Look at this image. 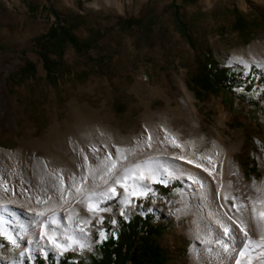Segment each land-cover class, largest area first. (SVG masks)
I'll return each instance as SVG.
<instances>
[{
    "label": "rangeland",
    "instance_id": "1",
    "mask_svg": "<svg viewBox=\"0 0 264 264\" xmlns=\"http://www.w3.org/2000/svg\"><path fill=\"white\" fill-rule=\"evenodd\" d=\"M238 18L244 20V29L238 28ZM72 20L83 22L74 31L80 42L100 35L97 46L80 53L69 45L59 59L60 71L49 77L34 40L51 26ZM180 22L186 26L190 41L182 35ZM260 44H264V0H0V148H23L22 155L29 158L48 154L54 163L60 164L58 149L98 122L113 133L119 132L123 138L116 137L121 141L115 145L125 147L139 137L146 112L177 105L182 95L177 77L184 75L188 89L196 97L199 124L191 129L175 119L167 125L169 132L180 134L179 139L192 144L200 154L210 150L215 141L224 151L244 139L235 159L249 181H259L264 178V117L258 115V123L249 115L250 103L264 106V56L247 53L246 49ZM206 54L232 72L249 76L251 92L245 89L249 82L240 81L235 88L245 99H237L231 106L211 92L198 95L193 82L196 56ZM236 58L250 62V67ZM27 63L35 64L36 72L23 77L21 70ZM143 76L161 93L152 96L147 89L133 90ZM211 101L222 103L229 113L228 120L219 119ZM86 141L98 142L91 135ZM115 149L108 147L105 153L113 157L118 152ZM251 161L258 168L256 174L246 167ZM90 162L88 171L95 160ZM134 165L116 171L109 184L83 192L68 207L39 215L36 225L40 226L41 236L45 234L47 238L61 232L64 238L60 246L72 245L74 240L68 230L62 232L56 222L71 218L83 225L86 219L82 216L94 211L89 204L105 196L111 184L123 182ZM70 172L41 187L39 197H51L67 187L71 176L82 174L81 170ZM17 176L18 170H5L0 174V187L15 186L19 182ZM160 185L170 187L169 192L164 193ZM183 186V180L170 184L158 181L150 185L153 190L140 196L133 208L116 202L114 211L100 225L94 223L98 230L91 248L76 246L63 252L54 249L46 255L38 253L24 259L20 247L0 231V264H33L44 256L49 259L50 255L56 261L69 255L72 261L87 264L90 255L99 253L98 247L104 240L117 236L119 219L129 220L136 214H154L158 222L167 224L169 228L160 243L175 254L170 264H188L191 240L180 231L184 219L177 215L180 208L172 204L179 200ZM50 217H55V221ZM250 240L257 248V238Z\"/></svg>",
    "mask_w": 264,
    "mask_h": 264
},
{
    "label": "bare ground",
    "instance_id": "2",
    "mask_svg": "<svg viewBox=\"0 0 264 264\" xmlns=\"http://www.w3.org/2000/svg\"><path fill=\"white\" fill-rule=\"evenodd\" d=\"M241 52L238 51L239 54ZM246 52H257L264 56V44L251 46ZM235 60L250 67L248 61ZM177 83L182 89L177 105L174 108L169 106L164 111L146 112L139 137L132 139L125 147L115 145L116 141H121L116 140V137H122L119 132L113 133L98 122L81 131L79 137L70 138L58 149L60 164L54 163L48 154L29 158L27 154L22 155L23 148H0V174L5 170L19 171V182L15 186L7 188L8 191L0 187V207L5 209L0 211V231L20 247L24 259L34 258L38 253L46 255L54 249L63 252L76 246L91 248L98 230L94 223L100 225L114 211L116 202L133 208L140 196L153 190L150 185L158 181L170 184L183 180L180 198L172 204L180 208L177 215L184 219L180 231L191 240L188 264H237V261L240 264H264V239L261 238L264 236V220L258 217L264 211V203L261 202L264 201V178L249 181L240 162L235 159L236 152L242 150L244 139L224 151L216 146L215 141L210 150L200 154L192 144L179 139L180 134L169 132L167 125L175 119L188 124L191 129H196L199 124L198 110L194 104L196 97L188 89L185 76H178ZM138 88L147 89L152 96L161 93L159 89L151 87L144 76L133 86V90ZM211 105L216 108L221 121L229 119V113L222 103L211 101ZM90 135L98 142L86 141ZM108 147L116 148V155H107ZM91 160L95 162L88 171ZM113 163L115 168L112 167ZM132 165L123 182L111 184L105 196L89 204L94 211L82 216L86 219L83 225L71 218L56 222L62 232L68 230L74 240L72 245L60 246L64 238L61 232L47 238L45 234L41 236L40 226L36 225L39 215H50L53 210L68 207L83 192L109 184L116 171ZM72 170H81L82 174L71 176L67 187L58 188L56 193H51V197H39L37 192L41 187L52 184L57 177ZM249 204L253 207L249 208ZM50 219L55 221V217ZM240 222L247 227V237L240 230ZM251 235L257 238V248L251 245Z\"/></svg>",
    "mask_w": 264,
    "mask_h": 264
},
{
    "label": "trees",
    "instance_id": "3",
    "mask_svg": "<svg viewBox=\"0 0 264 264\" xmlns=\"http://www.w3.org/2000/svg\"><path fill=\"white\" fill-rule=\"evenodd\" d=\"M81 19V18H79ZM76 19V20H79ZM65 21L64 24H55L49 31L37 37L34 44L38 49V54L43 62V68L47 76H54L60 71V60L65 49L70 45L80 53H86L97 46L100 35H94L86 42H80L74 31L83 22ZM182 35L190 41V36L186 26L180 22ZM238 28L244 29L246 24L243 19L238 18ZM197 71L193 77V82L198 88V95L202 92H211L220 97L222 101L231 105L235 100L245 99L236 93L238 82L248 83L245 89L248 93L252 89V81L249 76L244 77L240 73L232 72L231 68L221 66L220 63L211 55L196 56ZM36 66L27 63L21 70L23 77L33 76ZM264 97V93H263ZM250 118L254 122L261 123L258 115L264 117V106L257 102L250 103ZM258 113V114H257ZM246 167L250 173H257L258 168L254 161L247 162ZM164 193H168L170 187L159 186ZM120 230L117 236H111L104 240L98 247L99 253L90 255L87 264H170L174 258V253L163 247L160 239L168 230V225L156 220L154 214H136L130 220L119 219ZM69 255L56 261L52 255L48 261L38 258L34 264H83L74 262ZM28 264V263H27Z\"/></svg>",
    "mask_w": 264,
    "mask_h": 264
},
{
    "label": "snow or ice",
    "instance_id": "4",
    "mask_svg": "<svg viewBox=\"0 0 264 264\" xmlns=\"http://www.w3.org/2000/svg\"><path fill=\"white\" fill-rule=\"evenodd\" d=\"M113 168H115V163H113L112 165ZM5 191H8L7 187L5 186ZM77 191H79V189H77ZM112 191L114 192L115 189H112ZM227 198V197H226ZM233 199H235L233 197ZM39 202V201H38ZM262 203H264V201H261ZM258 217L260 220H264V211H261L259 214H258ZM115 223V221H113V224ZM239 227H240V230L241 232L247 237L248 236V231H247V227L246 225H244L243 222H240L239 224ZM101 236H104V233H101ZM106 238V237H105ZM262 239H264V236L261 237ZM241 255H243V253H241ZM237 264H240L239 261H237Z\"/></svg>",
    "mask_w": 264,
    "mask_h": 264
}]
</instances>
